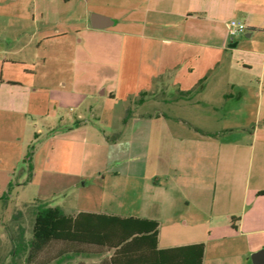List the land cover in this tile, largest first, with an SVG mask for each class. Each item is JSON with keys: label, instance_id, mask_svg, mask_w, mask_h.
<instances>
[{"label": "crops", "instance_id": "1", "mask_svg": "<svg viewBox=\"0 0 264 264\" xmlns=\"http://www.w3.org/2000/svg\"><path fill=\"white\" fill-rule=\"evenodd\" d=\"M230 20L246 30L228 36ZM263 97L264 0H0V197L10 182L36 187L32 198L68 215L156 221L157 249L202 243V264H253L264 250V121L247 129L236 106ZM66 105L75 115L59 112ZM118 106L107 131L106 109ZM161 106L224 112L209 129ZM40 122L65 149L45 154L42 172H55L53 160L66 179L39 189L37 150L30 181L12 175ZM89 171L98 205L72 207L65 200ZM10 199H0V239Z\"/></svg>", "mask_w": 264, "mask_h": 264}, {"label": "trees", "instance_id": "2", "mask_svg": "<svg viewBox=\"0 0 264 264\" xmlns=\"http://www.w3.org/2000/svg\"><path fill=\"white\" fill-rule=\"evenodd\" d=\"M33 149L34 146L29 145L22 159L26 182L32 176ZM12 185L8 184L0 199L8 198ZM259 193L264 194V190ZM157 227L154 220L84 211L68 215L57 206L40 203L34 210L31 239L25 241L20 232L13 240L12 255H24L25 264H52L37 258L50 242L60 241L111 250L108 259L100 264H202V243L157 249ZM62 261L60 257L55 264Z\"/></svg>", "mask_w": 264, "mask_h": 264}, {"label": "rangeland", "instance_id": "3", "mask_svg": "<svg viewBox=\"0 0 264 264\" xmlns=\"http://www.w3.org/2000/svg\"><path fill=\"white\" fill-rule=\"evenodd\" d=\"M42 98L43 104L46 105L47 101V95L41 94L40 96ZM43 105V106H44ZM69 105V104H67ZM61 106L59 107V112L67 113L68 115H75V111H72L69 109V107H72L74 109V106ZM124 106H118L116 107L112 112L108 111L106 109V116H110V122L111 125L104 127L108 129L107 131H110L111 129L117 128V120L115 119L118 114L122 113V109ZM215 106H161L159 109H162L160 111H164L165 113L177 114V115H186L189 116L192 114V116L199 117L201 119V123H203L207 128L209 129H215L217 117H219L221 114H223L224 111H222L221 106H216L217 110L214 108ZM239 114L243 115V123L246 125L247 129L251 130V128L255 125H261L264 121V97L262 106H236ZM152 108L150 106L143 107V110H135V112H152ZM235 108V106H234ZM45 111L47 108L46 106L43 107ZM49 111L52 113L54 110V105L51 103V106H48ZM131 112V111H130ZM262 119H260L259 123L258 121L254 120V113H259ZM236 113V112H235ZM109 114V115H108ZM42 123L40 122V132H42L38 139L31 140L30 145L34 146L33 152L37 150V155L35 158L36 161V168H37V175L35 177V183L38 184L40 189V183H44L45 186L48 188H51L53 185V182L61 183L64 178V174H61L60 167L58 168L56 164L52 167V162L54 160L55 154H58L59 152H65V149L62 144H59L57 142H52V140L49 139V135L53 134V131H48L47 128H44L41 126ZM23 128V123L18 117H14V123H13V129L19 130V134H21ZM37 129V128H35ZM32 130V127H27L25 131V135H30L29 131ZM15 135V134H14ZM115 135H111V137H114ZM15 137V136H14ZM31 139V138H30ZM16 143V141H14ZM52 147V148H51ZM83 148H81L82 152ZM27 152V151H26ZM83 152H86L83 150ZM45 154L50 156L53 160H51L48 169L55 171L54 173H44L42 172L44 167V163L41 162L44 160ZM41 162V163H40ZM79 165H83V160H79ZM91 171L86 172L84 175L85 178L81 180V182L78 183L77 188L71 195L65 200L68 202V204H71L72 207H78L75 206V203H78V205L86 204V203H93L97 204V199L94 196V188H91L90 178L89 174ZM34 173V164L32 162V176ZM26 175V167L22 163V160L19 162L14 163V171L12 175V181L13 183H17L21 177ZM25 180V179H24ZM84 180V183H87V189L82 188V182ZM89 182V183H88ZM25 185V183H24ZM36 187H32L27 189V191H21V189L17 188V185H12L10 194L11 199L8 202L7 205L8 209L10 210L9 216L5 217V235L3 238L0 239V264H25L24 262V255H21L20 257H16L12 255V251L14 248L13 240L18 237L19 233L22 232L23 239L25 241H28L32 237V224L34 219V210L37 205L40 204V200L34 199L31 196V193H35ZM17 192L19 194H17ZM20 197V199H19ZM63 198L59 197L58 200H54L51 203H58V201H61ZM23 200V201H22ZM98 205V204H97ZM96 205V206H97ZM21 230V231H20ZM78 251L75 253L74 251ZM111 250H108L106 248H100L92 245H83V244H70V243H64L60 241H52L50 242L46 248L41 252L37 258L38 261L46 260L50 261V263L55 264L56 260L60 257H63V261L60 264H100L102 261L107 260L109 255L111 254ZM65 254L67 257H64Z\"/></svg>", "mask_w": 264, "mask_h": 264}, {"label": "built area", "instance_id": "4", "mask_svg": "<svg viewBox=\"0 0 264 264\" xmlns=\"http://www.w3.org/2000/svg\"><path fill=\"white\" fill-rule=\"evenodd\" d=\"M228 25L229 26H228L227 34L230 37H234L237 34L244 32L246 30L245 24L240 21L230 20Z\"/></svg>", "mask_w": 264, "mask_h": 264}, {"label": "water", "instance_id": "5", "mask_svg": "<svg viewBox=\"0 0 264 264\" xmlns=\"http://www.w3.org/2000/svg\"><path fill=\"white\" fill-rule=\"evenodd\" d=\"M98 19V17L93 16L92 17V26L93 27H98V24L96 22V20ZM252 259V263L253 264H264V250H260L256 253H254L251 257Z\"/></svg>", "mask_w": 264, "mask_h": 264}]
</instances>
